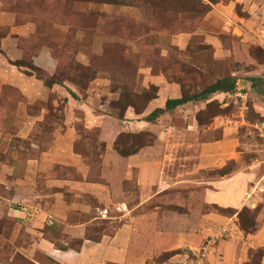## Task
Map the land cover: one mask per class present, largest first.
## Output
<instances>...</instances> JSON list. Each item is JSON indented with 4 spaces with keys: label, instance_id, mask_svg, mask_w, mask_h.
I'll use <instances>...</instances> for the list:
<instances>
[{
    "label": "rangeland",
    "instance_id": "1",
    "mask_svg": "<svg viewBox=\"0 0 264 264\" xmlns=\"http://www.w3.org/2000/svg\"><path fill=\"white\" fill-rule=\"evenodd\" d=\"M0 4L5 11L15 14L18 25L32 24L36 28L34 35L20 39L25 61L30 62L41 47H49L58 61L57 73L51 78L57 83L67 81L83 98L90 83L100 81L94 85V92L100 97L89 104L95 110L102 105L105 110L102 112L119 125L112 146L114 152L150 145L162 156L167 151L156 145L160 141L164 146L165 142L168 144L167 153L175 148L174 154L184 157L193 153L185 144L189 139L213 142L226 138L233 142L231 159L217 170L192 174L193 159L176 160L165 170L169 182L186 183L178 189L186 198L196 186L188 185L187 181L233 174L246 177L248 187L241 210L216 208V211L236 216L244 235L258 231L264 222V0H0ZM7 31L0 27V39ZM216 47L223 49V54L218 55ZM224 78L236 80L234 92L215 93L208 100L190 102L185 111L163 113L142 129H130L124 120L123 115L129 109L142 115L148 103L157 97L156 84L161 79L175 85L182 97H189ZM167 89L163 98L174 96ZM2 95L5 97H0V264H55L41 257L35 258L36 263L26 255L31 235L11 217L14 203L10 199L18 181H25L34 189L33 180L19 175L26 159L35 157L53 139L54 129L50 125L62 123L63 116L56 112L64 104L53 111L45 101L27 104L13 89H6ZM78 101H82L80 97ZM42 109L47 111L46 119L37 122L34 118ZM76 115L80 121L76 124L75 150L96 172L99 155L104 151V144L99 141L100 129L86 128L83 111L78 110ZM21 122L36 125L28 130L31 126ZM20 125L22 131L18 130ZM58 170L74 178L78 175L73 168ZM43 182L40 178L36 180L39 192L44 190ZM125 187L135 185L126 183ZM172 196L171 191L167 199ZM161 209L180 211L170 204L162 205ZM105 218L99 221V226L90 228L89 233L95 238L113 233L114 226L107 221L109 217ZM49 221L52 222L48 220L47 224ZM54 226L46 237L55 245L80 246L78 240L63 242L64 228ZM227 232L223 228L208 236L200 250L189 255L191 261L204 264L206 256L215 251ZM210 239H216L215 243L204 254L202 249ZM176 254L186 253L180 249ZM169 255L158 257L154 263L161 264ZM243 264H264V247L250 250Z\"/></svg>",
    "mask_w": 264,
    "mask_h": 264
},
{
    "label": "crops",
    "instance_id": "2",
    "mask_svg": "<svg viewBox=\"0 0 264 264\" xmlns=\"http://www.w3.org/2000/svg\"><path fill=\"white\" fill-rule=\"evenodd\" d=\"M0 27L8 30L0 39V97H5L2 94L6 89H13L30 105L45 101L57 111L64 104L61 111L56 112L63 116L62 123L50 125L54 129L53 139L35 157L26 159L19 175L33 180L35 186L38 178L44 180L42 185L46 191L39 192L35 186L30 189L25 181H18L10 199V203H14L11 217L31 235V243L26 249L31 260L41 257L55 264H155V259L170 254L161 264H193L189 255H195L208 236L218 234L223 228L227 229V235L218 242L215 251L206 256L204 264H243L250 250L264 247V222L256 233L244 235L238 228L236 216H225L216 211V208L241 210L248 187L246 177L233 174L187 181L188 185H196L188 198L178 192L186 183L169 182L167 177L165 167L181 159L194 160L192 174L223 167L231 159L233 142L226 138L213 142L189 139L185 144L193 149V153L183 157L174 154L175 148L167 153L168 144L165 142L164 146L159 141L156 145L167 151L162 156L150 145L129 156H121L112 148L119 129L116 120L102 112L105 111L102 105L95 110L89 104L100 97L94 92V85L100 81L90 83L84 98L67 81L46 86L25 68L16 65L26 57L20 39L34 35L35 26L18 25L15 14L5 11L0 4ZM216 48L218 55L224 51ZM30 60L50 77L57 73L58 61L49 47H41ZM162 79L156 84L159 87L157 97L148 103L142 115H136L132 109L125 111L123 117L130 129H142L149 123L146 118L155 110L163 109L166 101L182 98L175 85ZM166 88L174 96L163 98ZM188 104L166 112L181 113ZM76 109L84 112L86 128L100 129L99 141L104 144V151L99 155L100 166L96 172L75 150L76 124L80 121ZM46 113L42 109L34 120L45 121ZM21 124L30 125L27 129L31 130L36 122ZM18 127L22 131L21 125ZM180 166L185 167V164ZM61 168H73L78 175L74 178L70 173L62 174L58 170ZM13 172L10 170L11 174ZM126 183L135 187L126 188ZM171 191L173 196L167 199ZM167 204L180 211L161 209ZM104 217H109L107 221L114 226V231L103 233L95 240L93 233H89L90 228L99 226ZM48 220H52L53 227H48ZM54 225L64 228L61 232L63 242L78 240L80 246L58 249L46 237ZM180 249L186 254H176ZM194 264L200 262L197 260Z\"/></svg>",
    "mask_w": 264,
    "mask_h": 264
},
{
    "label": "trees",
    "instance_id": "3",
    "mask_svg": "<svg viewBox=\"0 0 264 264\" xmlns=\"http://www.w3.org/2000/svg\"><path fill=\"white\" fill-rule=\"evenodd\" d=\"M16 65L19 67L25 68L27 70L26 72L28 74L34 75L38 80L42 81L46 86L50 87L54 83H57L53 78L48 76L44 71L35 67L32 64L31 60H30V62H27L24 59L20 62H17ZM235 89H236V80L234 78L221 79V80L215 82L214 84L208 86L207 88H205L203 91H201L200 93H198L196 95H192L189 97L183 96L182 98H179V99L166 101L165 107L163 109H157L154 112H152L146 118V121L152 122L159 115L165 113L166 111L176 109V108L183 106L187 103L197 102V101H202V100H208L209 96L212 94H215V93H232V92H234ZM142 147H144V146H142ZM142 147H140V148H142ZM140 148H138L137 150H134V151L120 152L119 154L121 156H129L131 154L138 152V150ZM228 211H231V210H228ZM95 240H97V238ZM56 247H58V249H60V250H67L68 249L65 246H57L56 245Z\"/></svg>",
    "mask_w": 264,
    "mask_h": 264
},
{
    "label": "built area",
    "instance_id": "4",
    "mask_svg": "<svg viewBox=\"0 0 264 264\" xmlns=\"http://www.w3.org/2000/svg\"><path fill=\"white\" fill-rule=\"evenodd\" d=\"M48 225H52V222L49 221V222H48ZM218 236H219L218 238H220V237H222L223 235H218ZM215 240H216V239H210V240H208V241L206 242L205 247H203V249H202V252H204V254H206L208 251H210V249L212 248V246H213L214 243H215Z\"/></svg>",
    "mask_w": 264,
    "mask_h": 264
}]
</instances>
